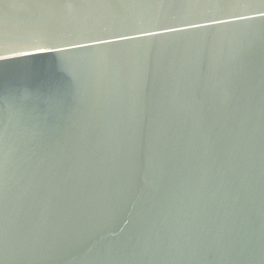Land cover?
I'll return each instance as SVG.
<instances>
[{"label": "water", "instance_id": "water-1", "mask_svg": "<svg viewBox=\"0 0 264 264\" xmlns=\"http://www.w3.org/2000/svg\"><path fill=\"white\" fill-rule=\"evenodd\" d=\"M0 43V264H264V0H0Z\"/></svg>", "mask_w": 264, "mask_h": 264}, {"label": "snow or ice", "instance_id": "snow-or-ice-1", "mask_svg": "<svg viewBox=\"0 0 264 264\" xmlns=\"http://www.w3.org/2000/svg\"><path fill=\"white\" fill-rule=\"evenodd\" d=\"M94 39L98 43H110L109 41H105L100 37H94ZM22 55H31V53H26V52H20L18 50H13L5 46L3 43H0V61H6V60H12L16 59L19 56Z\"/></svg>", "mask_w": 264, "mask_h": 264}]
</instances>
